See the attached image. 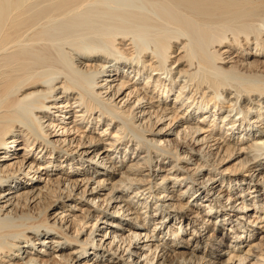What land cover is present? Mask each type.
Returning a JSON list of instances; mask_svg holds the SVG:
<instances>
[{
  "label": "bare ground",
  "instance_id": "1",
  "mask_svg": "<svg viewBox=\"0 0 264 264\" xmlns=\"http://www.w3.org/2000/svg\"><path fill=\"white\" fill-rule=\"evenodd\" d=\"M0 264H264V0H0Z\"/></svg>",
  "mask_w": 264,
  "mask_h": 264
},
{
  "label": "rangeland",
  "instance_id": "2",
  "mask_svg": "<svg viewBox=\"0 0 264 264\" xmlns=\"http://www.w3.org/2000/svg\"><path fill=\"white\" fill-rule=\"evenodd\" d=\"M222 202H224V200H221ZM252 259V258H249V260ZM254 259V258H253Z\"/></svg>",
  "mask_w": 264,
  "mask_h": 264
}]
</instances>
